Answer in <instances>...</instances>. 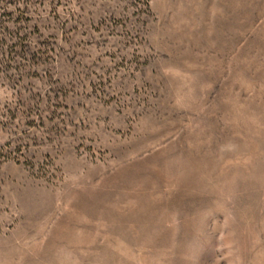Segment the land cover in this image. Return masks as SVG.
Segmentation results:
<instances>
[{"label":"rangeland","instance_id":"rangeland-1","mask_svg":"<svg viewBox=\"0 0 264 264\" xmlns=\"http://www.w3.org/2000/svg\"><path fill=\"white\" fill-rule=\"evenodd\" d=\"M0 264H264V0H0Z\"/></svg>","mask_w":264,"mask_h":264}]
</instances>
